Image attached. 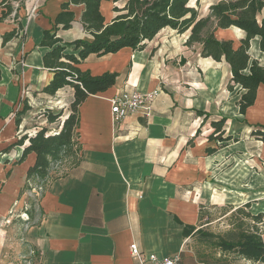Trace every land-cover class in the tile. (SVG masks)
Segmentation results:
<instances>
[{"label":"crops","instance_id":"crops-1","mask_svg":"<svg viewBox=\"0 0 264 264\" xmlns=\"http://www.w3.org/2000/svg\"><path fill=\"white\" fill-rule=\"evenodd\" d=\"M122 1L110 7L100 4L105 24L123 11L114 9L123 8ZM65 2L25 0L19 18L22 28L6 42L4 33L18 23L0 22V264H137L130 250L133 242L160 256L181 253L185 264H211L199 255L193 235L206 225L200 210V204L209 200L206 179L213 174L215 182L221 183L225 163L217 156H204L205 125L219 115L229 117L227 134L249 131L233 123L239 118V103L234 91H228L231 67L220 60L205 69L200 59L192 68L180 67L181 56L188 58L190 52L179 47L178 67L169 68L175 60L168 45L173 40L170 34L152 38L141 51L125 46L115 52H91L73 63L91 76L117 74L94 91L69 77L57 81L63 68L51 64L52 47L42 43L45 31L64 42L89 38L92 33L84 25L85 7L71 3L65 8ZM66 23L70 25L65 27ZM223 35L236 36L233 29L219 30L218 36ZM158 41L161 45H152ZM154 46L159 48L149 59ZM249 54L264 62L256 40ZM125 86L160 90L151 116L135 113L121 123L113 121L110 98ZM56 106L62 112L74 109L65 117L76 119L70 147H64L56 162L48 156L45 178L29 177L37 160L35 151L25 153L30 118ZM242 115L251 123H264V87L258 88L256 102ZM24 135V143L18 144ZM235 148L230 145L225 150L232 154ZM244 149L248 152L249 147H240ZM262 153L264 158V147ZM262 173L260 181H251L249 192L231 193L238 202L252 201L253 210L261 198L262 206L253 214H264V166ZM244 176L252 178L250 173ZM258 185H262L261 197L250 192ZM217 198L224 200L221 194ZM192 226L195 229L186 236ZM260 228L264 240V221ZM215 256L228 257L229 264H264L220 250Z\"/></svg>","mask_w":264,"mask_h":264},{"label":"rangeland","instance_id":"rangeland-1","mask_svg":"<svg viewBox=\"0 0 264 264\" xmlns=\"http://www.w3.org/2000/svg\"><path fill=\"white\" fill-rule=\"evenodd\" d=\"M114 1L117 0H101L100 4H103L105 7H110V5H114ZM190 1V0H189ZM189 1H187V5L189 4ZM228 2L230 0H191L190 6H193L194 8H187V10H190V12L197 13V17L193 23L189 24L188 29L185 31H181L180 27L178 26H166V30L160 31V33L154 36L157 37V39H162L165 35H170L173 40L171 42H168V45L171 48V52L173 57H175L173 60L174 62H170L168 64L169 68L178 67L176 60L178 56L176 54H179L178 48L180 47L186 53L189 51L190 53H187V57L181 56V60L179 61L180 67H186V68H192V66H195L194 61L200 59V66L204 67L205 69L209 68L213 65H219V61L222 60V65L229 66L232 69L231 63L228 61L229 57L226 56V54H223L221 56V59L215 58L213 56H208L204 53V47L209 43L210 40L214 41V49L218 51H223L226 49L228 51V56L232 55L231 57L233 59H239L241 58L243 60V63L246 61L245 57H243L244 50H249L252 45V41L256 40L258 47L261 48V40H262V34H257L253 38L248 33L246 28L240 26L239 24H236L234 21L231 25H220L219 21L217 22L216 17L217 14L212 10V8L215 5L221 6V13L218 14V17H223L225 14V11H229L230 9V3H228V9L225 6V2ZM131 2V0H123L122 2H119V4H124L125 6L123 8H118L114 6L115 10H124L127 9L128 4ZM71 3L74 4H80L83 7H85V11L87 8V4L85 0H80L78 3L74 0H66V2L63 4V7H69ZM240 8V7H238ZM84 11V13H85ZM250 10H248L249 12ZM247 11L244 9H237V13H241L240 18L243 20H246L248 14ZM83 13V15H84ZM251 10L249 12V18H252L253 16L257 19L258 25L261 29H264V7L256 12ZM129 12L126 14L128 15ZM112 15V13H111ZM118 16V15H117ZM116 16V17H117ZM132 16V15H131ZM105 17V16H104ZM110 17V16H109ZM185 17H191V14L188 12ZM84 21V19H83ZM113 21V20H112ZM205 22V23H204ZM204 23V24H203ZM70 23H66L65 27H68ZM85 28H89L90 26H87L84 21ZM164 28V27H163ZM228 30L233 29L236 36H218L219 30ZM93 33V35H92ZM90 33L89 38L85 37L83 39L88 41L94 42V32L92 31ZM153 37V38H154ZM232 37V38H230ZM152 38H146L143 40L140 44H138L135 47L129 46L131 49L135 51H141L143 50L149 43V41ZM53 39H49L48 43H51L52 47V54H51V64L55 67H62L64 68L65 73L71 74L72 72H75L78 74V76H83L84 73L79 72L77 69L75 70V67L73 66V57H77V55L80 58H77V60H81L84 57L81 56L80 50L84 49L83 46L76 45V40L72 42H64L61 38H56L55 42L52 41ZM249 42V47L243 48L242 43ZM161 45L162 42H152V45L156 44ZM230 43H232L233 49L230 47ZM217 44V46H216ZM159 47H155L152 49L151 53L148 55L149 59L155 54V50H157ZM249 48V49H248ZM237 49V50H235ZM77 51V55L72 51ZM192 51H197L195 54V58H191ZM99 54H103V52H100ZM53 55V56H52ZM262 55H264V50H262ZM250 59L248 61V65L246 69H243V77H245V81H242L241 77L237 76L238 73L233 72L231 74V85L228 86V91H234L232 96L233 98H236L239 103V118L233 119V123L237 125L238 129H242L244 126L249 129V131L243 132L242 131H236L234 134H227L226 127L229 120V117L221 116L219 115L216 117L218 119L217 121H210L205 125V128L207 131L205 132L203 136V144L207 148L204 151V156L206 157H219L223 160L225 164H223V171L222 173L225 175L222 176L221 180L222 182H215L216 177L211 174L206 179V184L204 187L205 193L209 196V200L206 198L205 203L200 204V210L202 213V224L205 225V229H208L210 231L224 234L225 236L229 238H234L236 236V233L238 231V228L236 227L237 220H241L242 217H244L243 214L237 213L235 211L238 207H244L245 203L238 202V200L235 197L231 196V193H233V190L238 191H247L249 190L247 188H250L251 181H259L261 180V177H263V166H264V158H262V148L264 147V123L262 122H254L251 123L250 119L245 117L242 114H245L247 109L253 105L257 100V90L259 87H264V66L262 65L264 62L262 59L258 60L256 58H252L251 54H249ZM206 58V59H204ZM187 60L190 61V63H186ZM256 69L257 73L251 74L254 68ZM236 71V70H234ZM242 75V74H241ZM248 75V76H246ZM72 79V78H69ZM207 81V79H206ZM246 82V84H244ZM253 83L254 85H247L250 83ZM259 82V83H257ZM258 84V85H256ZM257 87V89H256ZM227 92V94H229ZM256 93V96H255ZM255 96V99H254ZM247 106V107H246ZM246 107V110L244 111ZM61 107H45L42 110H40L37 115L33 118H30V124L32 125L31 132H28V136L31 135L34 136L39 130H42L43 128H47L45 130V135L52 133V132H58L60 131L64 125H65V117L70 113L74 112V109L71 107H68L64 112H62ZM61 110V112H59ZM232 120V119H231ZM70 127H74L76 125V119L72 118V122L69 123ZM36 126V128H34ZM233 145L234 147H238V149L235 148L233 150L232 154L230 152H227L228 150H225V147ZM243 145H247L249 147V150H240V147ZM227 158V159H226ZM56 162V161H55ZM237 163V166L234 164ZM232 168V169H230ZM246 173H250L252 175V178H249L248 176H244ZM248 177V178H246ZM227 184V185H226ZM229 184V185H228ZM222 185V186H221ZM201 190V189H200ZM203 189L200 191L201 194H203ZM262 185L255 186V188L250 191L253 195L261 197L263 194L262 192ZM221 194V199L218 201L217 197ZM257 202V208L255 210L251 209L253 202H250V207L246 208L247 211H257L256 209L261 208L262 201L261 198L256 201ZM248 223L252 224L251 219L246 220ZM196 240V239H195ZM198 246L201 251L208 254L209 257L206 259L211 262V264H229L228 257L227 258H218V256H215V253H217V250L208 248L205 245H200L198 243ZM214 254V257H213Z\"/></svg>","mask_w":264,"mask_h":264},{"label":"trees","instance_id":"trees-1","mask_svg":"<svg viewBox=\"0 0 264 264\" xmlns=\"http://www.w3.org/2000/svg\"><path fill=\"white\" fill-rule=\"evenodd\" d=\"M24 1L25 0H0V22L6 19H12L18 23V27H14L11 31L4 33V42L16 36L17 29L22 28L19 18L21 17L20 10ZM74 1L78 3L80 0ZM100 1L101 0H85L87 8L83 15V19L85 24L90 26L88 29L94 32L95 43L85 39L76 40V45L84 47V49L80 50L81 56L83 57L91 52L108 53L115 52L125 46L135 47L146 38H153L163 27L168 25L178 26L181 31H185L188 29L187 26L193 23L197 17V13L187 10V8H194L190 6L191 0H131L127 7L129 9L128 15H118L111 23L105 24V17L100 11ZM187 1H189L188 5ZM228 3H230V9L227 12L225 11L226 15L223 17H218V14L221 13L222 4L215 5L212 8L215 14H217V22L219 21L220 25H231L234 21L236 24L246 28L252 38L257 34H262L261 48L264 50V29L259 27L258 21L253 14L252 18H249V12L251 10L255 11V15L257 11L264 7V0H230L224 3L227 9ZM237 9H244L247 11L246 13L248 16H246V20L240 18L241 13H237ZM248 10L250 11L248 12ZM188 12L191 14V17H185ZM126 17L129 18L124 19ZM48 39H53L52 41L55 42L56 38H53V34L49 31H45L42 43L51 45V43H48ZM214 41H209L204 47V53L219 59H221L223 54H226V56L229 57L228 61L232 65L233 72L238 73L237 76H239V78L241 77L242 81H245L242 70L247 68L250 59L247 53L248 50H244L243 57H245L246 61L243 63L241 58L233 59L231 57L232 55L228 56V51L226 49L224 53L223 51L221 53V51L215 50L213 48ZM241 45H243V48H247L249 47V42L242 43ZM230 47L233 49L232 43H230ZM51 54L52 51L50 52V57ZM73 61L78 62L77 57L74 56ZM76 69L75 67V70ZM256 69L258 68H254L251 74L257 73ZM63 71L64 68L57 73V81L67 80L69 77L83 84L89 91L96 90L95 86L99 85L102 81H112L117 76L116 73L91 76L87 72H82L84 73L83 76H78L75 72L67 74ZM244 84H246V82ZM247 85L254 84L251 82ZM26 109L27 107L25 106L21 113H24ZM197 113L205 117L209 116V113L201 110H197ZM72 118L75 117L73 116ZM72 118L69 117L65 120L64 127L57 134L46 136L45 130L47 128H43L34 136L30 137V144L25 148V153L35 151L37 153V160L35 165L28 171L29 177L35 174L41 178H45L50 168L48 156H50L52 161H57L61 158L64 147H70L71 127L69 123L72 122ZM26 138L27 136L24 135L18 141V144H23ZM248 207H250V203H246L244 207L235 209L237 213L243 214L244 217H242L241 220H237L236 227L238 231L234 238H229L224 234L216 233L201 227L197 229L193 235L196 237L197 243L211 249L220 250L223 253L232 252L254 262L264 263V240L260 228V223L264 221V214L262 212L253 214L246 210ZM247 219H251L253 223H248L246 221ZM194 229L195 227L192 226L190 230L185 232V235L189 236ZM198 251L200 256L209 257L208 254L201 251L200 248Z\"/></svg>","mask_w":264,"mask_h":264},{"label":"built area","instance_id":"built-area-1","mask_svg":"<svg viewBox=\"0 0 264 264\" xmlns=\"http://www.w3.org/2000/svg\"><path fill=\"white\" fill-rule=\"evenodd\" d=\"M159 92V89L147 92L123 87L110 98L113 121L121 123L128 115L135 113L145 117L151 116L153 103ZM39 188L42 189L41 186ZM130 250L137 264H185L181 253L160 256L141 249L137 242L131 243Z\"/></svg>","mask_w":264,"mask_h":264},{"label":"flooded vegetation","instance_id":"flooded-vegetation-1","mask_svg":"<svg viewBox=\"0 0 264 264\" xmlns=\"http://www.w3.org/2000/svg\"><path fill=\"white\" fill-rule=\"evenodd\" d=\"M129 12V9L127 8V9H124L119 15H126L127 13ZM127 18H129V17H126V18H124V19H127Z\"/></svg>","mask_w":264,"mask_h":264}]
</instances>
